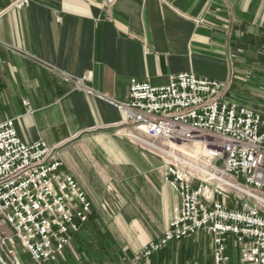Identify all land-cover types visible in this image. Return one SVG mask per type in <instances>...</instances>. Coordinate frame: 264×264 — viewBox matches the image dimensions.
Listing matches in <instances>:
<instances>
[{"label": "crops", "instance_id": "0c3cea01", "mask_svg": "<svg viewBox=\"0 0 264 264\" xmlns=\"http://www.w3.org/2000/svg\"><path fill=\"white\" fill-rule=\"evenodd\" d=\"M13 2L0 0V120H14L24 142L56 149L92 202L89 220L47 264H214L209 232L135 261L173 221L180 198L165 165L125 138L118 104L129 101L132 79L161 87L193 73L264 116V0H30L21 9ZM89 156L96 189L79 169ZM227 254L238 264L233 238Z\"/></svg>", "mask_w": 264, "mask_h": 264}, {"label": "built area", "instance_id": "2783aa9c", "mask_svg": "<svg viewBox=\"0 0 264 264\" xmlns=\"http://www.w3.org/2000/svg\"><path fill=\"white\" fill-rule=\"evenodd\" d=\"M29 4L14 0L12 6ZM66 80L98 95L83 79L67 75ZM118 108L129 137L140 144H197L204 150V163L174 157L165 165V181L180 206L164 233L135 261L209 232L214 264H230L229 238L238 246V264H264V116L228 100L224 84L193 73L170 76L161 87L132 79L129 101ZM103 208L114 212L108 201ZM91 213L92 202L63 171L57 150L42 140L24 142L14 120H0V249L6 256H15L7 246V229L35 263L57 261Z\"/></svg>", "mask_w": 264, "mask_h": 264}, {"label": "rangeland", "instance_id": "374dc122", "mask_svg": "<svg viewBox=\"0 0 264 264\" xmlns=\"http://www.w3.org/2000/svg\"><path fill=\"white\" fill-rule=\"evenodd\" d=\"M125 138L129 141L134 147L142 152L147 153L150 157H153L161 162L162 165H166L168 163H174V157H183L187 159H191V161L197 163H204V150L201 145L191 144L183 147H175L167 142H157L152 143L151 141H147L150 145H143L136 142L134 139L129 137V128L126 127ZM101 158V157H100ZM91 156L83 158L80 162V173L83 179L90 183L94 189H96L97 184L94 186L93 181L95 178L92 176L95 175V167L96 163ZM96 162L101 164V167L104 168V161L96 157ZM63 171L67 173L64 169ZM97 178V177H96ZM96 193V192H95ZM231 206L234 207L232 204ZM155 220V219H154ZM158 220V219H157ZM6 229V228H5ZM7 235L10 237L11 241L7 243V246L15 252V256L7 257L6 254L0 249L1 259L5 264H37L35 263L28 252L23 248L21 243L17 238H15L10 230H5ZM2 233V229L0 228V235ZM15 257L17 261H15Z\"/></svg>", "mask_w": 264, "mask_h": 264}, {"label": "water", "instance_id": "95a60500", "mask_svg": "<svg viewBox=\"0 0 264 264\" xmlns=\"http://www.w3.org/2000/svg\"><path fill=\"white\" fill-rule=\"evenodd\" d=\"M0 264H5V263L3 262V260L1 259V257H0Z\"/></svg>", "mask_w": 264, "mask_h": 264}]
</instances>
